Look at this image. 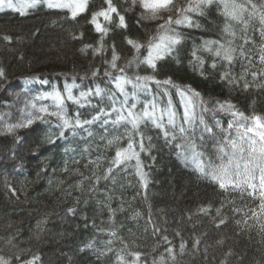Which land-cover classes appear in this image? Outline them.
Wrapping results in <instances>:
<instances>
[{
    "label": "trees",
    "instance_id": "trees-1",
    "mask_svg": "<svg viewBox=\"0 0 264 264\" xmlns=\"http://www.w3.org/2000/svg\"><path fill=\"white\" fill-rule=\"evenodd\" d=\"M112 2L127 27L119 26L115 14L105 22L103 36L90 20L93 12L107 7L104 0H90L75 20L66 10L44 5L28 9L25 15L13 9L0 11V69L4 73L0 77V257L10 264H22L34 256L40 257L36 264H117V253L130 260L128 253L140 252L142 264H161L162 257L163 264H264V216L252 214L253 209L259 212V200L246 191L220 189L191 158H184L182 148L176 146L183 141L166 140L151 123L142 127L144 136L151 137L149 152L140 153L147 174L145 189L135 160L114 168L108 179L95 181L115 154L117 145H109L108 140L123 136L124 127L96 122L76 129L75 135L67 131L59 137L55 116L26 125L27 119L38 114L32 102L37 108L53 110L52 101L35 100L53 88L63 92L66 85L75 84V95L96 87L115 92L112 78L104 74L105 69L112 71L105 61L111 60L113 46L120 56L117 64L123 67L134 54L127 40L147 44L164 22L142 19L143 9L138 3L133 6L132 0ZM253 2L264 6V0ZM192 20V27L175 26L182 40L156 62L154 70L141 63L112 75L170 78L181 88L200 93L196 99L208 109L201 114L214 128L215 137L205 134L198 150L205 160L216 161L215 145L222 135L216 122L226 128L233 119L215 110L218 103H231L246 116H264V64L259 60L264 37L258 21H252L248 36L253 43L244 48L251 61L237 54L229 64L203 47L206 40L223 36L221 0L205 6L203 14H192ZM241 27L236 25L237 46L242 43ZM84 45L92 47L81 51ZM140 54L146 55V49ZM96 69L100 71L93 76ZM150 87V94L160 96L161 106L165 104L162 100L166 106L168 96L155 84ZM165 87L180 109L176 89ZM127 89L131 91V86ZM89 99L90 103L81 104L66 101L65 111L91 119L111 104L107 95ZM15 124L26 126L8 131ZM126 143L125 137L120 146ZM154 228L160 231L154 234ZM108 240L113 243L108 245ZM169 247L175 259L168 254Z\"/></svg>",
    "mask_w": 264,
    "mask_h": 264
},
{
    "label": "snow or ice",
    "instance_id": "snow-or-ice-1",
    "mask_svg": "<svg viewBox=\"0 0 264 264\" xmlns=\"http://www.w3.org/2000/svg\"><path fill=\"white\" fill-rule=\"evenodd\" d=\"M107 5L99 11H95L91 15L90 23L94 25L95 30L105 35L107 29L98 22V18H103L104 21L110 22L112 15L116 14L119 18V26L127 27L125 17L120 15L118 9L113 5L112 0H104ZM213 0H184L181 4L178 0H132V5L137 3L143 9L141 14L142 19L163 20L156 30V34L151 37L147 44L139 41L128 39L127 43L134 50V54L126 65L118 66L117 61L120 56L116 53L115 47L110 61H105L109 68L105 69L104 74L112 78V83L115 92L106 93L104 89L96 87L87 91H80L79 95L74 94L75 84L66 85L63 92L53 88L52 91L45 92L40 96L35 97V100H51L52 111L48 106H40L37 108L35 102L31 103L33 109H37L38 114L27 119L26 125H31L33 120H42L45 116H55L60 129L59 137H64L65 132L71 131L76 134V129L84 128L85 125H92L96 122L102 124H111L117 127H124L125 133L123 136L116 135L108 140L109 145H117L114 157L110 161V166L107 167L103 176H95L96 183L100 179H108L114 171V168H119L121 165L127 166L128 162L135 160L137 175L140 177L144 188H147V174L143 172V165L140 159V153H147L151 148V137H145L142 132V127L151 123L156 128L163 132L165 139L181 140L183 143L176 146L182 148L183 156L187 160L189 158L196 164L198 170L205 176H208L212 181L219 185L222 190H241L247 192L259 200V212L252 210L253 216H264V116L252 115L246 116L243 112L235 109L231 103H218L215 110L225 112L233 118L227 123L224 128L220 122H216V126L220 128L221 138L216 141V161L212 159L205 160L204 153L198 149L204 143L205 134L215 137L214 128L209 126L203 115L204 111H208L203 106L202 100H197L200 93L194 91L191 87L181 88L179 85L169 78L158 80L152 75H135L129 77L127 75H115L113 72L125 73L126 67L132 65L146 64L153 70L156 68V61L162 59L165 55L170 54L174 47L178 45L182 36L176 31L175 26L192 27V14H203V9ZM223 5V14L225 17L223 36L218 40H206L204 49L215 56L227 61L229 64L239 54L251 61V57L245 53V45L253 43L248 36V30L252 25V21H258L260 26V34L264 37V6H258L253 0H221ZM38 5H44L48 9L67 10L70 18L75 20L78 15L84 13L88 8V0H20L19 3H14L13 0H0V8H10L17 11L20 15H25L26 10L34 8ZM175 13L165 17L164 13ZM236 25H241L239 39L242 43L237 46L235 40L238 38ZM5 39H10L5 37ZM91 45H84L81 51L91 48ZM102 47V45H101ZM146 49V55H141V49ZM99 52L100 48L94 49ZM259 60L264 64V44L259 48ZM203 64V61H200ZM215 67V64L212 65ZM99 69L92 72L93 76L98 75ZM4 75L0 69V77ZM228 74L225 73V77ZM255 78L256 72L252 73ZM155 84L165 96H168L166 106H161L158 97L153 96L150 100L141 101L140 94L145 95L151 93L150 85ZM131 86V91H128L127 86ZM176 89L179 96L180 109L174 106L172 98L169 94L168 87ZM245 87H248L245 84ZM117 93L119 95H117ZM108 96L111 104L107 108H100L91 119H81L80 113L69 115L65 111L66 101L81 104L82 102L90 103V97ZM142 104V107H139ZM199 109V111H198ZM25 124L11 125L8 131L15 128L26 126ZM199 132V141L197 143V130ZM127 138L126 146H120V142ZM145 139L149 143L145 144ZM54 142V141H53ZM72 212V209L68 210ZM207 212L208 209H201ZM219 212V209L217 210ZM224 221L221 220V223ZM264 230V225H261ZM158 228H154V234L159 232ZM179 235V233H177ZM110 235L115 236L112 232ZM165 241L168 240L164 236ZM108 245L113 243L112 240L106 241ZM199 241H196V245ZM91 247V245H89ZM108 251H112L111 248ZM180 251H184V244L181 243ZM168 254L175 259V253L172 247L167 249ZM132 259H126L121 253H117V264H142L140 252L128 253ZM19 259V257H17ZM40 260L39 256H34L31 260L24 261L22 264H36ZM0 264H10L3 257H0ZM163 264V257L161 258Z\"/></svg>",
    "mask_w": 264,
    "mask_h": 264
},
{
    "label": "rangeland",
    "instance_id": "rangeland-1",
    "mask_svg": "<svg viewBox=\"0 0 264 264\" xmlns=\"http://www.w3.org/2000/svg\"><path fill=\"white\" fill-rule=\"evenodd\" d=\"M89 1H90V0H88V4H89ZM13 2H14V3H19L20 0H13ZM8 9H10V8H7V7H5V8H0V11L8 10ZM27 10H28V9H27ZM27 10H26V11H27ZM66 11H67V10H66ZM114 15H115V14L112 15V18L114 17ZM111 20H112V19H111ZM98 22H100V23L104 26V24H105L106 21H104L103 18L101 17V18H98ZM165 56H166V55H165ZM165 56H164V57H165ZM156 62H157V61H156ZM57 90H58V89H57ZM148 95H149V94L145 95V94L141 93V94H140V99H141V101H142L144 98H146ZM153 96L158 97V99L160 98V96H157V95H155V94H150V95H149V98H148V99L146 98V100H150V99H152ZM50 101H51V100H50ZM159 101H160V99H159ZM162 102L166 104V102H165L164 100H162ZM165 104H164V106H165Z\"/></svg>",
    "mask_w": 264,
    "mask_h": 264
}]
</instances>
